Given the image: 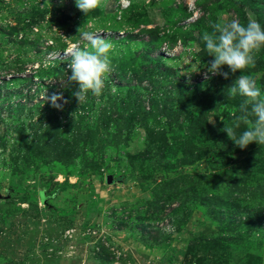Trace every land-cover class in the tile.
Here are the masks:
<instances>
[{
  "label": "rangeland",
  "instance_id": "rangeland-1",
  "mask_svg": "<svg viewBox=\"0 0 264 264\" xmlns=\"http://www.w3.org/2000/svg\"><path fill=\"white\" fill-rule=\"evenodd\" d=\"M35 3L71 18L68 49L81 27L112 55L103 97L80 103L67 64L49 69L48 41L45 72L21 74L44 87L16 81L28 101H0V264H264V144L240 149L222 131L250 126L244 98L227 95L241 73H208L202 41L215 22L264 26V0H98L86 15L75 0H0V80L7 62L37 61L30 40L8 43ZM254 58L245 74L264 95V48Z\"/></svg>",
  "mask_w": 264,
  "mask_h": 264
},
{
  "label": "clouds",
  "instance_id": "clouds-1",
  "mask_svg": "<svg viewBox=\"0 0 264 264\" xmlns=\"http://www.w3.org/2000/svg\"><path fill=\"white\" fill-rule=\"evenodd\" d=\"M76 7L85 15L96 8L98 0H75ZM212 32H204L202 41L210 60L204 67L208 73L221 74L225 78L228 72H223L222 67L228 66L231 73L239 71L241 75L228 88V96L243 97L240 105L242 115L239 119L250 126L237 133L235 127L225 124L224 131L234 145L240 149L246 148L250 143L264 144V95L255 86L250 75L245 70L255 65L254 53L264 48V26L256 19L248 18L246 22L237 20L220 21L212 23ZM82 40L90 45L89 48L69 49L65 55L71 60L67 64L70 69V81L78 84V89L73 93L81 103L88 92L93 95L100 94L103 86L104 75L109 71V51L111 43L95 31L78 29ZM192 67L200 70L201 66L193 63ZM196 72V71H195ZM57 97H52L55 102Z\"/></svg>",
  "mask_w": 264,
  "mask_h": 264
},
{
  "label": "trees",
  "instance_id": "trees-1",
  "mask_svg": "<svg viewBox=\"0 0 264 264\" xmlns=\"http://www.w3.org/2000/svg\"><path fill=\"white\" fill-rule=\"evenodd\" d=\"M32 5H34L32 8H27V10L25 11V16L23 18V21H20V20L15 21L16 26L9 27L10 32L13 33L11 34L13 38H11L10 41H8V43L13 44L15 46V50L19 52V48H22L23 46V44L21 45V43H26V41L30 40V43L32 42L35 45L34 48L37 49L35 53L33 54V57H35V60L37 61H31L27 59L25 60V58L23 57V60H19L21 62L20 64H15L14 62H7V64H5L6 66L3 65L4 67L3 66L1 67V69H3L2 71L6 72V75L11 76L10 79L8 80H4V79L0 80V101H3V102L12 100V99H21V101L25 100V102L28 101V99H24L28 97V91L24 92L23 89L16 90L14 88L13 83H15L16 81L38 82L39 85H37V87L38 86L40 88L44 87V84H45L44 80L34 81V79L27 78L26 76L23 77L21 75L26 72V70H24L25 65L29 63H33V62H38L39 66L35 68L32 74H34L35 76H38V73H40L41 75V71L45 72L44 70L40 69L42 64L41 62H39V61H44L43 56H42L44 52V49L42 48L43 44L46 45L48 41H50L49 46H48L49 50H55L56 52H58V56H56L55 59H53L55 62L53 60H47L46 62L49 64V69H51L53 72H56L55 69L61 70V67H59L58 65L68 64L71 60L70 56L65 55L66 51L69 50L68 48H70V45H71L70 42L67 44H65L64 41L63 43L61 42V36H64V35L67 36L71 32H73V34L75 33L72 30V28L69 27V25L67 24V21L70 20L71 18L68 15L64 14V12L58 8H49V6L47 5H44L43 7H41L39 6L40 4L38 3L32 4ZM94 9L96 10V12L100 13L98 11V6ZM25 17L27 18L25 19ZM21 23H24V24H21ZM44 28H46L48 32H50V30H56L57 32L55 33V35L51 34L49 36L48 34L43 33L42 30ZM61 32L63 33L61 34ZM122 41L123 40H120V42ZM78 43H79V46H77ZM129 46H132V45H129ZM85 47L90 49V45L88 44V42L85 40H81L79 38L78 41L76 40L74 42V48L72 50L76 48H85ZM108 55L111 56L112 52H110ZM152 71L153 70H150L147 73H153ZM46 72H49V71H46ZM67 72H70V69H67ZM34 75L32 77H34ZM37 91H38V88L33 92L32 95L35 96L37 94ZM70 91H73V89L68 88L67 92H70ZM71 93L73 95V92ZM100 93L102 96V91ZM15 107L20 108V109H26V106L22 104L20 105V103L16 105ZM48 107L49 108L45 109V112H44L43 121L46 122L44 126L53 127V124H54L53 119L55 118V116H53V111H56V108L51 107V106H48ZM27 112H28V115H30L33 119L34 118L33 112H35L34 106L27 108ZM0 121H1V113H0ZM117 181H120V178L116 180H111V182L113 183Z\"/></svg>",
  "mask_w": 264,
  "mask_h": 264
}]
</instances>
